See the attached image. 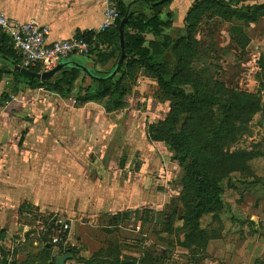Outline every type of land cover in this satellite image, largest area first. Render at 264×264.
Masks as SVG:
<instances>
[{
	"label": "rangeland",
	"instance_id": "rangeland-1",
	"mask_svg": "<svg viewBox=\"0 0 264 264\" xmlns=\"http://www.w3.org/2000/svg\"><path fill=\"white\" fill-rule=\"evenodd\" d=\"M233 1L245 8L261 0ZM212 15L209 10L202 16L200 46H180L174 53L170 50L168 61L163 62L166 81L173 80L178 69L186 72V77L175 79L180 82L184 77L193 83L180 84L178 88L185 95L160 96L155 78L158 70L141 68L144 98L136 103L133 100L132 109L118 115L135 119L128 120L120 131L106 127V133L110 130L113 136L112 141L103 138V143L88 142L86 156L79 158L86 172L93 171L88 173L93 181L107 177L111 183L115 182L111 184L115 193H125V200L112 206L111 212L106 205L99 206L92 211L98 214L93 221L80 220V214L85 212L75 214L77 219L50 212L49 217L62 216L70 224L68 236L74 245L68 248L54 238L56 230L39 237L36 231L40 226L25 221L26 231L33 225L30 234L34 237L30 238L26 232V239L18 245L20 236L15 235L10 239L8 250H2L0 264H12L7 254L14 256L19 249L29 257L25 260L28 264H47L50 259V253L45 250L48 246L44 247L47 244L54 245V253L58 248L63 254L72 253L66 264H264V56H261L264 55V25L257 35L249 36L247 47L241 48L226 39L227 33H218L216 20H210ZM172 34L178 37L180 31L174 29ZM238 41L246 42L242 36ZM257 57L260 60L254 62ZM182 66L188 69L182 70ZM132 72L135 75L133 69ZM76 93L73 91L66 99L69 108L82 103L79 99L84 94L77 96ZM200 94L216 102L228 101L231 105L228 113L221 108L223 105L215 103L209 107L207 101L198 100ZM110 99L105 96L94 101L104 104L105 110L111 112L115 109L111 108ZM46 117L54 118L50 111ZM171 131L177 139L173 138L170 145L167 140ZM155 133L165 140H155L152 136ZM177 144L181 145L180 150L191 148L197 156L192 158L189 154L184 158V165L180 164L175 155L181 157L184 151ZM103 151L106 155L101 158ZM240 152L247 154L243 160L245 167L218 183L226 179L228 183L224 185L222 210L219 213L216 209L209 210L191 219L194 209L215 208L211 202L214 192L201 183L203 176L208 180L206 174L213 173L212 163H225L221 153ZM187 165L192 168L186 169ZM103 168L108 173H96ZM191 170L195 172L191 174ZM186 174L197 185L190 181L184 183ZM208 195L212 196L209 200ZM197 224L201 225L204 235L201 233L197 240L193 236L185 239V231L192 234ZM34 239L41 241L36 245L32 243Z\"/></svg>",
	"mask_w": 264,
	"mask_h": 264
},
{
	"label": "crops",
	"instance_id": "crops-1",
	"mask_svg": "<svg viewBox=\"0 0 264 264\" xmlns=\"http://www.w3.org/2000/svg\"><path fill=\"white\" fill-rule=\"evenodd\" d=\"M201 1L203 0L168 2L159 14L164 23L159 33L144 32L145 45L152 53L156 49H163L161 43L164 35L169 36L171 44L175 38L186 35L187 15ZM263 3L264 0H261L257 5ZM254 8L251 6L249 10L253 11ZM0 10L18 22L35 20L46 25L50 30L48 39L54 41L76 37L89 30L97 31L103 20L104 0H0ZM150 14V11H146V15ZM256 17L255 21H245L235 16L224 19L214 15L210 20H216L218 33H227L228 38H223L242 48L247 47L249 36L254 37L260 32V27L264 25V10ZM203 20L197 23L194 35L198 41L202 38V35L199 36V29ZM174 29L180 31L178 37L172 34ZM241 36L246 42L239 43L238 38ZM7 47H10L9 40L0 37V48ZM170 47L165 50L164 60L168 61L166 57ZM259 60L260 57H257L254 62ZM13 70L15 69L8 62L0 59V259L4 256L2 250L10 247V239H14L15 235L20 236L16 241L18 245L23 238L26 239V232H29L30 238L34 237L30 234L33 230L26 231L23 224L27 220L34 223L40 220L36 219L40 212L46 216L55 212L73 219H77L75 214L85 212L80 214V220L93 221L98 214L92 211L98 210L99 206L106 205L111 212L112 206L120 205L125 200V193H115L111 186L115 182L111 183L107 177H99L93 181L94 178L91 179L88 174L93 171L86 172L85 166H80L79 158L86 156L90 148L88 142L103 143V138L112 141L113 136L110 130L106 133V127H111L114 132L120 131L123 124L134 120L132 117H119L120 113L123 114L130 107L132 109L137 100L144 98L142 92H145L142 88L143 71L136 70L141 72L130 82L126 96L128 104L125 107L109 112L100 102L85 101L77 104L76 108H69L66 103L68 96L49 90L46 86L31 87ZM41 72L45 71L40 70L39 73ZM89 82L86 73L80 72L76 84L85 87ZM48 111L51 115L53 113L54 118L46 117ZM104 151L100 153L101 158L106 155ZM89 162L94 163L92 160ZM96 173L105 174L108 169L103 168ZM226 181L220 184L222 203L224 185L228 184ZM124 187L125 185L122 186ZM42 220L45 222V218ZM199 228L203 230L201 225ZM262 235L264 237V233ZM40 241L34 239L32 243L37 245ZM47 246L50 257L54 259L64 253L58 247L54 253V245ZM7 257L13 263L28 264L25 260L29 257L20 249L14 256L7 254Z\"/></svg>",
	"mask_w": 264,
	"mask_h": 264
},
{
	"label": "trees",
	"instance_id": "trees-1",
	"mask_svg": "<svg viewBox=\"0 0 264 264\" xmlns=\"http://www.w3.org/2000/svg\"><path fill=\"white\" fill-rule=\"evenodd\" d=\"M169 1L170 0H116L119 15L113 26L102 32L89 30L76 36L77 38H83L92 43L88 54H70L62 60V64L57 66L54 75L45 81H40L35 77H29L25 74L18 73L15 70L13 71L19 76V78L26 81V83L31 87L46 86L49 90L55 91L63 96H68L73 91H77V96L83 93V98L80 97L79 99L82 102L94 101L105 96H110V103L112 104L111 108L113 109L125 107L128 104L126 96H128L130 82L134 81L137 73L136 70H141V68L149 71H153L155 69V72L158 70L155 78L158 89L161 91L160 96H168L170 98H175L176 96L181 95L184 96L185 93L178 88L180 84L190 83L193 85V83L184 77H181L180 82L175 81V79L179 76H185L184 73L186 72H182L180 69H178V71L172 76V78H174L173 80L166 81V78H164L165 75L163 74L165 67L163 62L167 61L164 60L166 48L171 46V53H174V51L177 48H180V46H200V41L196 40L194 35L197 31V23L202 20V16L209 12V10H211L213 14L212 16L218 15L224 19L235 16L236 18L243 19L245 21H255L257 18L256 15L260 12L262 13L264 10V3L260 5H253L255 8L253 11H250V7H238L239 4L233 0H203L197 3L194 6L195 8L190 10L187 15L186 20L188 24L186 28V35L175 41L173 40V44H171L172 40L169 36L164 35L163 42L161 43L163 49H156L155 52L152 53L150 48L145 45L144 32L149 31L154 34L159 33L161 26L164 24L160 20L159 14L162 9L167 6ZM146 11H150L151 14L149 16L146 15ZM212 16L210 17L212 18ZM123 19H125V22L121 33L120 25ZM0 37L1 39H8L10 42V47H7V49L0 48V59L8 62L12 69H14L15 65H21L19 55L13 48L10 38L3 33H0ZM120 61H122L121 66L117 72L112 75ZM181 68L182 70L188 69L186 66H182ZM26 69L36 73L40 72V69L37 67H30ZM132 69L135 71V75L134 72H132ZM82 71H84L90 79L89 84L85 87L78 86L76 84L77 77ZM152 74L155 75L154 73ZM198 100L207 101L209 107H212L215 103L222 105L220 102L225 101L226 104L221 107L225 109V113H228L231 107L228 101L217 100L216 102L215 99L208 97L206 94H200L198 96ZM169 135L170 139L167 141L168 144L171 145V143L174 142L173 138L177 139V137L173 131L169 132ZM152 136L155 140H165L164 137L156 133ZM177 147L180 150L181 145L177 144ZM180 151H184L181 153V157H177V155H175V158L179 159V163L182 165H184V158H186L187 155L190 154L192 158L197 156L192 153V149L188 147H183ZM220 157L222 160H225V163L221 161L212 163L213 173H207L206 175L209 179H204L203 176L201 181L202 186L205 185L214 192L211 202L214 203L215 208H203L202 210L194 209L193 218L189 215L191 219H197L202 213L213 209H216L215 212H220L222 209L220 201L222 189L218 183L222 180L221 178L231 174L232 172L242 170L245 167L243 160L245 161L247 154L241 152L230 154L221 153ZM235 159H240L241 161L235 162ZM187 168H192V166L187 165L186 169ZM194 172L195 171L191 170V174ZM187 176L188 174H186L182 179L184 180V183L190 181L192 184L197 185L195 180L190 178L192 177L191 175H189V178H187ZM210 195L207 196L208 200L212 197ZM190 218H184V221L187 219L190 222ZM45 222L47 228L46 234L52 233V223H47L46 220ZM196 227V229L193 228L192 234L188 233L191 231L186 230L185 232L187 233H184L183 237L187 239L193 236L196 237L197 240V238L201 237V233L204 235V230H200L198 224ZM46 246L47 245H45V247ZM47 249L48 248L45 250ZM53 261H55V259L50 257L47 264H55Z\"/></svg>",
	"mask_w": 264,
	"mask_h": 264
},
{
	"label": "built area",
	"instance_id": "built-area-1",
	"mask_svg": "<svg viewBox=\"0 0 264 264\" xmlns=\"http://www.w3.org/2000/svg\"><path fill=\"white\" fill-rule=\"evenodd\" d=\"M118 15L116 0H104L103 20L96 32L105 31L113 26ZM49 32L50 30L46 25L35 20L18 22L0 10V33L10 38L13 48L19 55L21 66L24 68L37 67L42 71H47L54 68L59 61L70 54H88L92 46V43L77 37L49 41ZM38 215L36 219L40 218L41 220L35 221L40 226L39 230L36 231L38 236L41 237L47 233L44 220H42L47 217V223H52V231H57L54 238H57L65 248L74 245L68 236L70 224L62 216L53 215L49 217L42 212ZM25 227L28 228L26 225ZM29 227V229L34 228L33 225H29Z\"/></svg>",
	"mask_w": 264,
	"mask_h": 264
},
{
	"label": "water",
	"instance_id": "water-1",
	"mask_svg": "<svg viewBox=\"0 0 264 264\" xmlns=\"http://www.w3.org/2000/svg\"><path fill=\"white\" fill-rule=\"evenodd\" d=\"M124 22H125V19L122 20L121 25H120V32L121 33H122V30H123ZM121 63H122V61H120L118 63V65H117L116 69L113 71L112 75L117 72V70L121 66ZM60 64H62V61L57 63V65L54 68H52L51 70H48V71H45V72H41V73L33 72V71L29 70V69H26V68L22 67L21 65H15L14 69L17 70L18 72H21V73L29 76V77H35V78H37V79H39L41 81H45V80L51 78L54 75L57 66L60 65ZM220 103L222 105L226 104L225 101H221ZM71 258H72V254L68 252V253H65L63 255H60V256L56 257L55 263L56 264H64L65 261L70 260Z\"/></svg>",
	"mask_w": 264,
	"mask_h": 264
}]
</instances>
